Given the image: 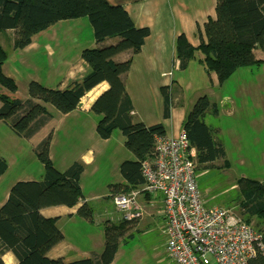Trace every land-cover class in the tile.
I'll list each match as a JSON object with an SVG mask.
<instances>
[{
  "label": "trees",
  "instance_id": "trees-1",
  "mask_svg": "<svg viewBox=\"0 0 264 264\" xmlns=\"http://www.w3.org/2000/svg\"><path fill=\"white\" fill-rule=\"evenodd\" d=\"M77 19L90 22L98 44L107 38L116 37L119 41L84 50L81 57L89 66V72L64 90L48 89L38 82H31L28 87L30 98L25 102L18 97L14 79L4 73L9 51L0 39V87L6 90L0 93V121L19 138L30 140L51 120L46 108L36 101L69 114L79 108L90 91L107 83L108 89L90 108L91 112L101 116L97 134L102 140H108L115 131H120L126 138V149L136 158L121 165L125 184L110 187L112 198L143 185L142 162L152 157L156 139L166 136L161 123L150 127L134 123V108L124 82L132 57L140 53L150 30L136 28L122 7L112 6L106 0H0V38L8 31H17L15 49H25L34 36L47 32L61 21ZM198 36L200 45L197 48L184 35L177 39L180 70H185L196 52H200L204 56L200 63L207 73H215L218 85L223 86L238 69L263 65L264 61L256 60L253 51L259 47L264 53V0H218L216 17L209 19L203 30H198ZM125 52L131 53L132 57L116 63L114 58ZM163 92L164 118L168 119L171 102L166 88ZM210 112L217 116V105L208 96L199 98L183 126L190 150L195 151V159L202 170L212 169L217 160L226 156L222 144L215 139L214 129L206 123ZM36 153L45 169L43 180L16 183L0 208V264H5L3 258L7 253L15 257L16 264H112L123 239L120 232L107 227L101 254L79 261L48 257L49 252L62 242L63 235L56 226L57 219L44 217L41 210L55 206L73 208L84 200L80 185L83 167L74 164L64 173L58 172L50 159V138L37 146ZM7 169V163L0 158V178ZM237 186L227 204L241 205L248 221L256 219L264 227V182L242 178ZM94 213V206L89 204L77 211L79 217L90 223H93ZM261 231L264 232V228ZM128 238L124 240L125 245L133 239V234ZM250 264H264V259H254Z\"/></svg>",
  "mask_w": 264,
  "mask_h": 264
},
{
  "label": "crops",
  "instance_id": "crops-1",
  "mask_svg": "<svg viewBox=\"0 0 264 264\" xmlns=\"http://www.w3.org/2000/svg\"><path fill=\"white\" fill-rule=\"evenodd\" d=\"M106 2L115 7H122L131 17L136 28L150 30V36L146 38L139 54L132 57L131 53L125 52L117 55L114 61L122 63L132 57L131 68L124 76V82L134 108L132 113L134 123H143L148 127L156 125L148 120L152 119L151 113L142 114V107L138 108L139 104L136 99L138 97L147 98L146 92L150 89L158 91L160 86L166 89L176 88L174 80L168 84L162 78L172 77L173 71L180 70V61H178L176 51L177 39L184 35L188 42L197 48L200 45L198 30L200 28L203 30L209 19L216 17L218 0H106ZM86 26L88 25L84 19L61 21L42 35L34 36L32 43L25 49H13L8 59L10 60L11 54L25 52L26 56L21 55L15 64L19 65L23 71L29 72L28 87L31 82L35 81L48 89L64 90L69 84L82 80L89 72V66L81 57L84 50L114 45L119 41L116 37L107 38L102 44H98L94 38L93 28L87 37L83 35V28ZM14 42L13 39L11 46ZM70 45L75 46V52H72ZM259 50L261 51L258 47L257 51ZM197 54L198 52L195 56ZM203 58L201 54L200 60ZM255 58L258 61H264V58ZM44 67L47 71L43 76ZM4 68L5 65L3 70ZM209 75L212 84L216 86L217 76L212 73ZM14 81L18 86L17 81L15 79ZM107 89V83L99 84L83 98L79 108L69 114H62L52 105L36 101L46 108L51 120L30 140L19 138L0 121V158L8 165L7 171L0 178V208L6 203L16 183L43 180L45 169L38 160L36 148L46 138H50V159L58 172L64 173L74 164L83 167L80 185L84 200L73 208L55 206L41 210L44 217L57 219L56 226L63 235L62 242L48 254L51 260L79 261L103 252L106 228L104 221H108L111 216L106 206L102 204H106V200L110 202L111 186L124 185L125 182L122 175L107 185L99 183L100 181H97L95 177L102 165H110V168L113 166L117 172L120 171L124 162L136 160L135 156L127 151L126 138L122 133L120 134L124 149L109 147L111 138L102 140L97 134V125L101 116L91 112L90 108ZM29 98L30 96L23 100L20 96L23 102ZM172 106L174 105L170 106V117L164 118L165 120H174L179 109L172 108ZM178 116V121L181 123L176 128L168 130L161 123L165 127L166 136L174 137L183 131L186 116L183 114ZM84 204L95 208L93 223L77 215L78 209ZM141 204L144 208V216L136 221L135 232L140 228L148 227L152 218L159 219L160 217L164 222L160 206L157 209V206L154 207L155 209L149 207L147 199L142 200ZM261 228H264L263 224ZM165 243L162 245L163 249ZM123 245H120L112 264L118 263ZM7 256L14 258L11 263H17L11 253H7L4 257Z\"/></svg>",
  "mask_w": 264,
  "mask_h": 264
},
{
  "label": "rangeland",
  "instance_id": "rangeland-1",
  "mask_svg": "<svg viewBox=\"0 0 264 264\" xmlns=\"http://www.w3.org/2000/svg\"><path fill=\"white\" fill-rule=\"evenodd\" d=\"M84 20L88 26L83 28V35L87 37L92 31V26L88 20ZM16 36L17 31L14 30L1 36L3 47L9 51V54L15 49L14 45L11 46V41L16 40ZM70 48L75 52L74 45H70ZM257 50L258 48H255L253 54ZM21 55L26 56L25 52L11 54L10 60L6 61L4 71L17 81L18 97L21 96L25 100L29 97L27 85L29 72L23 71L15 64ZM200 55L201 53L198 52L185 70L173 71L172 77L162 78L168 84L171 80L175 81V89L174 87L166 89L171 104L174 105L172 108L179 109L174 120L164 119V87L160 86L158 91L150 89L146 92L145 99L138 97L136 99L138 108L142 107V114L151 113L152 119L148 120L155 124L163 123L168 130H171L181 123L178 121V115L183 114L187 119L198 99L208 96L210 101L217 105L218 115L215 116L210 112L206 123L214 129L215 139L222 144L226 156L225 159L217 160L212 169L200 171L198 178L200 189L210 205L231 209L245 222L261 230V224L256 219L248 221V215L244 214L241 205H229L227 202L237 191L240 179L264 181V65L240 68L225 85L214 86L209 75L211 73H207L200 63ZM254 55L256 57V54ZM45 71H47L46 67L42 69L43 76ZM212 75L216 74L212 72ZM4 91L0 87V93ZM120 133L118 130L113 133L109 147L124 149ZM120 175V171L116 172L113 166L110 168V165H102L95 178L100 181L99 183L107 185ZM105 184L104 187L107 188ZM105 203L102 205L106 206L111 217L108 221H104V226L116 229L122 234L121 244H124V240H128V237L134 233L133 239L122 246V254L117 264H170L165 259L162 248L167 238L163 233L164 222L160 217L150 219L151 224L148 227L140 228L135 232L137 222L132 224L123 221L112 198L110 202L106 200ZM158 206L156 209L159 208ZM12 259H14L12 256L11 258L7 256L3 261L5 264H13Z\"/></svg>",
  "mask_w": 264,
  "mask_h": 264
},
{
  "label": "built area",
  "instance_id": "built-area-1",
  "mask_svg": "<svg viewBox=\"0 0 264 264\" xmlns=\"http://www.w3.org/2000/svg\"><path fill=\"white\" fill-rule=\"evenodd\" d=\"M184 131L158 137L151 158L142 162L143 185L112 196L122 220L144 216L142 200L161 208L165 259L170 264H250L264 259V232L231 209L212 206L198 182L202 166Z\"/></svg>",
  "mask_w": 264,
  "mask_h": 264
},
{
  "label": "bare ground",
  "instance_id": "bare-ground-1",
  "mask_svg": "<svg viewBox=\"0 0 264 264\" xmlns=\"http://www.w3.org/2000/svg\"><path fill=\"white\" fill-rule=\"evenodd\" d=\"M256 48H258V47H256ZM254 54H256L257 58H264V55H263V53L260 50L255 52Z\"/></svg>",
  "mask_w": 264,
  "mask_h": 264
}]
</instances>
